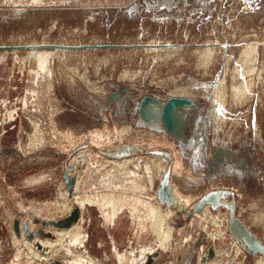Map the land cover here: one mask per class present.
Masks as SVG:
<instances>
[{
    "label": "rangeland",
    "instance_id": "rangeland-1",
    "mask_svg": "<svg viewBox=\"0 0 264 264\" xmlns=\"http://www.w3.org/2000/svg\"><path fill=\"white\" fill-rule=\"evenodd\" d=\"M209 42L220 44L214 47L212 60L206 62ZM246 43L257 47L256 61H249L244 54ZM35 44H146L156 48L56 52L57 49H42L49 54L50 74H41L37 83L31 75L35 67L27 64L23 71L20 60L13 54L15 50H0L5 53L0 59V104L4 100L10 109L18 108V116L7 124V130L2 132L0 128V264H48L34 259L19 244H13L15 221L29 220L33 227L31 231L37 233L40 240L49 239L53 230L36 222L35 210L45 208L40 221L54 219L48 215L47 208L58 199L60 191H66L64 173H72L70 165L77 166L79 152L84 151L85 162L80 165L82 171L78 177H82L80 191L91 197L92 206L82 211L88 240L85 241L81 233L77 240L84 247L76 246V240L66 241L55 256L56 261L64 264H133L134 254L140 260V250L154 246L157 239L148 223L146 231L138 229L141 220H148L150 205L147 202L154 203V191L146 169V160L152 158L145 155L146 160L131 175H128L129 169L114 172L113 165L105 162L113 159L99 150H109L122 142L144 144L150 149L170 150L173 147V152L178 155L175 161L184 164L186 174L200 172L203 179L209 181L208 185L217 180L231 181L243 196L237 194L236 197L239 199L238 216L264 240V233L253 219L257 214H264V0H1L0 46ZM158 44L165 47L157 48ZM173 45L183 46L176 50L171 47ZM223 45H227L226 48ZM18 52L25 56L28 51ZM228 61L224 122L216 113L212 97L208 98L204 92L194 97L199 104L191 112L190 120L187 117L190 145L185 148L166 133L160 121L142 119L138 124L137 107L144 97L153 96L165 101L174 94L173 87L177 83L213 91L217 76ZM242 63L245 65L241 67ZM239 68L245 69L238 71ZM18 75L19 81H15L13 76ZM237 85L250 90L240 104L233 101L234 86ZM116 92L112 103L111 97ZM1 111L0 122L4 119ZM183 113L180 106L174 108L172 118L176 125L181 123ZM32 116L38 117V128ZM216 119L217 123L214 122ZM125 127L132 129L118 136L117 129ZM199 132L206 134L208 144L206 142V148L200 147L198 153L204 149L201 155H205L209 148L210 162L208 159L198 163L199 155L195 151L200 143L199 138L196 140ZM96 133H107L112 137V143L105 141L102 149L97 148L92 139ZM116 135L118 137H114ZM30 137L39 138L41 147L31 150ZM152 143L160 146H149ZM215 146L216 151L223 147L224 162L221 167L204 170L202 167L214 160ZM199 160L202 162L204 156ZM173 175L176 172L173 171ZM107 180L127 187L123 188L124 193L110 195L111 213L120 210L123 215L114 225L109 223L112 215L102 210L104 200L97 195L100 189L110 185ZM160 182L158 178L156 191ZM208 185L200 187L196 201L210 191ZM133 186L144 187L149 192L144 194L145 189L134 191ZM218 212L224 214L227 210L221 208ZM178 214L173 226L176 229L185 227L184 236L193 233L196 237L199 231L198 240L186 242L181 249L172 246L164 250L157 246L151 254H158L153 264H201L200 246L203 244L206 245L205 256L209 254L208 248L216 250L211 264H229L233 258L238 264L256 263L259 255H249L246 260L243 256L237 258L230 250L229 240H209L198 224L190 221L191 217L186 219L185 213ZM40 230L44 231V236Z\"/></svg>",
    "mask_w": 264,
    "mask_h": 264
},
{
    "label": "bare ground",
    "instance_id": "bare-ground-1",
    "mask_svg": "<svg viewBox=\"0 0 264 264\" xmlns=\"http://www.w3.org/2000/svg\"><path fill=\"white\" fill-rule=\"evenodd\" d=\"M0 2H1V0H0ZM216 44H220V43H211V42L207 43V46H209V47L205 52V57H206L205 60L207 59L206 62L212 60L211 58L215 54V51H214L215 48L214 47L216 46ZM158 46L159 47H157V48H160V47L164 48L165 47V46H162L161 44H158ZM226 46H225V48H226ZM244 46L246 47L244 54L245 55L247 54L246 57L249 59V61H252V62L256 61L257 54H258L257 53V50H258L257 47L254 46L253 44H250V43H246V45H244ZM153 47H154V45L146 46L147 49L153 48ZM171 47L178 50L182 46L181 45H173ZM155 48L156 47H154L153 49H155ZM27 51L28 52L26 53L25 56H20L18 50L13 51V54L17 56L16 57L17 60H20L21 70L24 71L27 64H31L33 67L36 68L32 71L31 75H33V78L35 80L34 83L40 82L41 74H43L44 72L47 74H50V72L48 70L50 61L49 62L47 61V59L49 58V54H48V52H46L42 49H31V50H27ZM42 51H44V53ZM56 51H58V50H54V52H56ZM42 54H44V55H42ZM3 55H5V53L0 52V59L2 58ZM246 57L244 59H246ZM224 65H225L223 68L224 70H221L220 75L217 76V80L215 82L213 91L210 90L209 88L197 90L190 85H181V84L177 83V85L173 87L174 94L170 95L168 98H170V97H185V98H190V99L195 100L194 97L196 95H197L196 97H198V95H201L204 92H206L208 94V98L212 97V100L214 102L213 106L217 107L216 113L218 114L220 120L223 121V119L225 117V114H223V113H225V110H226L225 105L227 103V101H226L227 93L226 92L228 89H227V82H226V74H227V70H228V66H229V61L226 62ZM244 65H245V63H242L240 66L242 67ZM244 69L245 68H239L238 71H242ZM124 77H125V75H124ZM13 79L15 81H19V75L13 76ZM20 80H21V78H20ZM83 81H85V80H83ZM90 85H93V84H90ZM237 86L236 87L234 86L235 92L233 95V101H235V102L237 101L236 103L240 104V103H242L241 101H243L244 98L249 94L248 91H250V90H248V89L246 90L245 87L240 88L239 86L238 87ZM52 87L53 86H51V88ZM24 98H26V96ZM19 99L21 100L20 97L18 98V100ZM42 99L44 100L43 96H41V100ZM45 99H47V97H45ZM25 103H26V100H25ZM12 105L17 106L16 104H12ZM9 107H10V105L7 104L6 101H4V100L1 101L0 111L2 110L1 112L4 114V119L2 120V122H0V128H2V132H5L7 130L6 129L7 124H9V122H14L13 120H15L18 116V113H17L18 108L12 107V109H10ZM0 117H1V114H0ZM32 117H33V122H35L34 124H36L35 127L38 128L39 123H40L38 117H35V116H32ZM216 118H218V117H216ZM224 120H226V119H224ZM31 122H32V120H31ZM214 122L217 123L218 120L216 119ZM9 128H10V126L8 127V129ZM130 129H132V128L125 127V129H123V128L117 129V132H118L117 134H119L118 136L125 135V133H127ZM202 131H203V129H202ZM204 132H205V130H204ZM209 132L210 131H208L206 133L208 137L210 134ZM156 133L161 134L158 131ZM106 134L96 133L95 136L92 137L93 141L97 143V145H96L97 148L102 149L101 147H104L105 141L109 142V144L112 143V140H111L112 137L109 135H106ZM206 134L203 135V132H199L197 137H196V140L198 141V138H199V142H200L198 149L196 147L197 152L195 151V154L199 155L198 163H204L208 159H209V162L211 161V159H210L211 153L209 151V148L206 149L207 152L205 153V155L204 154L201 155L202 152H204L203 151L204 149L200 150V152L198 153L200 147H201V149H202V147H204V148L207 147L208 141H207ZM118 136L116 135L114 137H118ZM30 138H32V137H30ZM167 138L169 139V136H167ZM36 140H37V142H36ZM121 141H123V140H121ZM164 142H165V144H168V142H166L165 140H164ZM202 142H203V144H202ZM206 142H207V144H206ZM126 144H129L132 146H139V147H141L145 150H148V151L149 150H163V149H159L156 147V146H160L157 143L150 144L149 146L156 147V148L150 149V148H147L144 144H130V143H123V142L120 143L119 145L111 147L109 150H112L115 147H121V146L126 145ZM40 145H41V142H40L39 138H32L31 142L29 143L31 150H32V148H33V150H34V148L37 149ZM43 147H45V146H43ZM172 149H173V147H171L170 150H163V151H168L173 156V162L171 165L172 175H171L170 184L172 186V190H173V194L175 196L176 202L179 203L180 208L182 207L181 209H185V211L181 210L180 212H178L176 209L169 208L166 206H162L159 202V196L157 197V195H158L157 191L158 190L156 191V188H155L157 179L160 178V180H162V178L164 176V172L170 166L169 158L162 157V156L156 157V156H152L149 154L141 155L143 153L138 152L135 149H133L130 157L123 158V159L109 158L106 156L109 159H113V160H111V162L109 160H105V162L111 163L113 165L114 172H124L127 169H129L131 172L128 173V175H131V173H135V169L139 168L140 163L143 160H146L145 155H149L152 158L150 160H146V165H147L146 169L149 171L147 179H149L151 181V186H152V189L154 191V194L152 195V201H154V203L151 204V202H147L150 205V211H149V214L147 215L148 220L147 221L141 220L140 221L141 224H139L138 229H141L142 231H146L147 230L146 229V226H147L146 223H148L150 225V228H151L153 234L156 235L157 239H156V243L154 246L149 245L147 247H143V249L140 250L141 251L140 256L142 257L140 260L135 258L136 257L135 254L132 255L133 256L132 261L134 262V263L132 262L133 264H145V262L148 261V259L150 258L149 256L157 250L156 249L157 246L164 249V250L168 249L172 246L173 247L175 246L174 249H181L184 247L186 242H188L190 240L193 241V240L197 239L198 238L197 236L200 234L199 231L198 232L196 231L198 233V235L196 236L197 238L193 235V233H189V234L186 233L187 235L184 236L185 235L184 232L186 231V228L182 227V228L176 229L173 226L172 222L176 217L179 216L178 213H185L184 216H186V212L188 211L189 208H191V206H193V204L196 201L195 199H197L198 196L200 195V192H199L201 189L200 187L205 186V185L207 187V185L209 184V181L207 180V178L203 179L200 172H197V174H191V175L183 172L186 167L184 166V164L180 160L175 161V158H177L178 155L176 152H173ZM109 150H105V151H109ZM100 151L101 150H99V152ZM79 153H81V152H79ZM84 153H85V151L83 152V156L85 155ZM202 156H204V160L201 162L199 160V158ZM153 158H155V159H153ZM184 158H185V155H184ZM81 159L77 160V163H78V165L82 166L83 162H85V158L82 157ZM209 162H207L204 165V167H206ZM73 165L75 166V164H73ZM78 165L75 166V168L76 167L78 168ZM80 171H82V169H77L75 172L76 176H77V183H76L75 192H74L73 196L70 197L69 192L66 189H65L66 191H64V189H63V191H60L58 193V199H56L53 202V204L49 208H47V209H49V213H50L48 215H50L51 218H54L55 220H58V219L60 220L61 218L68 217L70 215V213L73 210H75L74 208L78 207L80 209V212H81V217H80V220L78 223L74 224L70 228H65L62 230H53V233L55 234V239L40 240L36 236L34 243H30L25 239L23 226L21 227V229H22L21 237H18L17 234L14 233V237L12 238V240L14 241L13 244L16 243V244H19L20 247H24L34 259H37L39 261H44L48 264H52L51 260H56L55 256L59 255L58 253L61 252L66 241L72 240L74 242V240H76L77 241L76 246L80 245L81 247H84V245L79 244L78 240H77L81 236V233H83V237H85V239H86L85 241L88 240V234L85 232V229L83 227V223H84L85 219L82 216V211L86 210L88 206H92V204H91V197L89 195L83 194L80 191L81 182H82L81 175L78 177V173H80ZM162 171H163V174H162ZM173 171H174V173L176 172V175H173ZM261 179H262V177H261ZM106 183H109L110 185L105 186L104 189H100V192H97V193H99L97 195L101 196L102 200L105 201V202L103 201L102 210H106V212L108 214L112 215L111 216V222H109V223L111 225H114V223L119 220V217L123 216V215H122V211H120V210L118 211V213H111V210H113V205L111 204V200H109V198L111 197L110 195H112L114 193H120V194L124 193L125 190L123 188H127V187L122 188V186H124V185H114V183H115L114 180H107ZM208 186H210V189H209L210 191H208V192H211L213 190H218V189H226V190L234 192L236 197H237V194H238V197H239V195L242 194L240 192V190L238 189V187H235L231 181H227V180H224V181H218L217 180L214 182L213 185H208ZM119 187L121 189H119ZM239 188H241V187H239ZM131 189L134 191L140 192V191H143L145 188L133 186ZM242 189L243 188H241V190ZM148 192L149 191L147 189H145L144 194H147ZM208 192H205L203 195L207 194ZM132 193H133V191H132ZM236 199L239 200L238 198H236ZM107 200H109L108 203H107ZM237 203L239 204L238 201H237ZM44 210H45L44 207L43 208L37 207L35 210L36 218L39 219V217H42ZM216 211L217 212L214 213L213 209L211 207H206L203 211H201L199 213H195L194 215H192L190 221L191 222L195 221L198 224L199 229L201 231H204L207 235V238L211 241H216V240H226L227 241V240H229V242L232 244L230 250L234 252L235 256L237 258H238V256H243L242 259L246 260L247 257L249 256L248 253L243 249V247H241L240 245H237L238 243L236 242V240L232 237V235L230 233V230H229V219H230L229 212L227 211L228 213L226 212L224 214H221V212H218L219 209ZM52 213L55 215L56 218L54 217V215H52ZM107 213H105V214L107 215ZM58 216H59V218H57ZM239 218H241V217L239 216ZM253 219H254V223L256 225H258V229L264 233V214H257L254 216ZM25 221L26 220H24V221L20 220L21 225ZM144 223H145V225H144ZM246 225L249 227V229H251L254 233H256L252 229V227H250L248 224H246ZM142 227H143V229H142ZM29 228H30V230L33 229L32 225L30 224V221H29ZM175 237H177V239H174ZM39 242L41 244H43V246L48 249L47 252H42L41 250H39V248L36 246V244ZM263 242H264V240H263ZM200 250H201L200 258H201L205 254V253L203 254V252H205V250H206V245L205 244L201 245ZM207 250L209 251V248ZM179 252H181V251H179ZM180 255H181V253H180ZM232 260H233V262L236 261L235 258H233ZM62 264H64V263H62ZM236 264H238V263H236ZM255 264H264V256L259 255Z\"/></svg>",
    "mask_w": 264,
    "mask_h": 264
},
{
    "label": "water",
    "instance_id": "water-1",
    "mask_svg": "<svg viewBox=\"0 0 264 264\" xmlns=\"http://www.w3.org/2000/svg\"><path fill=\"white\" fill-rule=\"evenodd\" d=\"M23 7V6H20ZM21 9V8H20ZM146 45V44H145ZM144 44H130V45H120V44H107V45H79V46H63V45H49V44H35L28 46H0V50H31V49H57V50H82V49H139L145 48ZM183 46V45H182ZM193 46L197 47L200 45ZM226 46V45H223ZM191 47V46H189ZM184 48V47H183ZM146 49V48H145ZM114 93L111 97V102L114 98ZM176 106H180L183 108L182 121L179 125L174 123L172 118V114L174 108ZM197 107V102L190 98L185 97H170L166 101H161L158 98L153 96H146L142 99L141 103H139L137 109L139 113V122L141 124V120L147 121H160L163 124V128L166 133L173 139H175L178 143H180L184 148L189 146V140L187 136V129L190 127V117L192 116V111ZM189 116V120L188 117ZM193 135V132H191ZM135 149L138 152L143 154H149L152 156H162L167 157L170 160V166L164 172V176L160 182V186L158 188V196L162 206L167 205L169 208L176 209L178 212L185 211V209H181L179 203L176 202L175 196L173 194L172 186L170 184L171 181V165L173 162V156L168 151L163 150H145L139 146H132L129 144L123 145L121 147H115L112 150L105 151L101 150L100 152L109 157L115 159H123L131 156V153ZM223 147H220L219 151H216V146L213 154V162L218 165L223 163V155H224ZM85 154V153H84ZM79 159L83 157V152L79 153ZM85 156V155H84ZM70 171L72 173L65 172L64 180L66 184V190L69 192L70 197L73 196L75 192V187L77 183L76 176V168L73 164L70 165ZM78 169H81V166L78 165ZM206 207H211L214 211L223 208L229 212V230L232 237L236 240V242L243 247V249L250 256H264V242L263 240L254 233L249 227L243 222L241 218L237 215V199L235 193L226 189H218L208 192L203 195L197 202L191 206L186 212V219L190 218L195 213H199L203 211ZM81 217L80 209L77 207L73 210L70 215L66 218L60 220H48L46 222L40 221L38 218L34 217L36 222H38L41 226L45 228H50L52 230H62L65 228H70L74 224L78 223ZM24 228V237L30 242L34 243L35 237L37 233H33L29 228V221L26 220L22 225L19 219L15 221V232L18 237H21L22 229ZM42 236L45 235L43 230H40ZM49 239H55V234L52 232L49 234ZM199 245V244H198ZM36 246L42 252H47L48 249L43 246L40 242L36 244ZM158 257V254L151 255L148 262L146 264H153ZM216 254L214 247L209 249V254L207 256L203 255L200 258L201 264H211V260L215 259ZM191 259V258H190ZM52 264H62L59 261L51 260ZM222 264V263H220ZM229 264H236L233 260L229 261Z\"/></svg>",
    "mask_w": 264,
    "mask_h": 264
},
{
    "label": "flooded vegetation",
    "instance_id": "flooded-vegetation-1",
    "mask_svg": "<svg viewBox=\"0 0 264 264\" xmlns=\"http://www.w3.org/2000/svg\"><path fill=\"white\" fill-rule=\"evenodd\" d=\"M197 102V101H196ZM199 103L197 102V105H198ZM222 166V163L221 164H218V165H216L213 161H212V163H210V165L209 164H207V166H206V168H205V170H212L213 168H216V167H221Z\"/></svg>",
    "mask_w": 264,
    "mask_h": 264
},
{
    "label": "crops",
    "instance_id": "crops-1",
    "mask_svg": "<svg viewBox=\"0 0 264 264\" xmlns=\"http://www.w3.org/2000/svg\"><path fill=\"white\" fill-rule=\"evenodd\" d=\"M112 103H113V102H112ZM188 140H189V138H188ZM217 151H218V150H217ZM187 153H188V152H187ZM193 155H194V154H193ZM191 156H192V154L190 155V158H191ZM223 156H224V155H223ZM209 164H210V163H209ZM205 168H206V167H203L204 170H205ZM186 261H187V260H186ZM186 261H185V262H186Z\"/></svg>",
    "mask_w": 264,
    "mask_h": 264
}]
</instances>
